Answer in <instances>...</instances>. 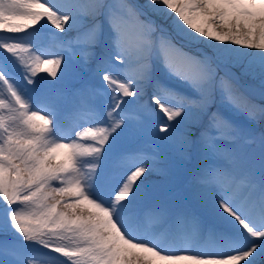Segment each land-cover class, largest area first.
Returning <instances> with one entry per match:
<instances>
[{
	"label": "snow or ice",
	"instance_id": "snow-or-ice-1",
	"mask_svg": "<svg viewBox=\"0 0 264 264\" xmlns=\"http://www.w3.org/2000/svg\"><path fill=\"white\" fill-rule=\"evenodd\" d=\"M255 124L264 0H0V264H264Z\"/></svg>",
	"mask_w": 264,
	"mask_h": 264
},
{
	"label": "rangeland",
	"instance_id": "rangeland-1",
	"mask_svg": "<svg viewBox=\"0 0 264 264\" xmlns=\"http://www.w3.org/2000/svg\"><path fill=\"white\" fill-rule=\"evenodd\" d=\"M142 4H144L145 3V0H139ZM161 21V20H160ZM164 25H166L167 27H169L170 29H171V31H172V28H171V22L170 21H161ZM173 32V31H172ZM173 34H174V32H173ZM60 35H63V34H60ZM73 35H75L74 33H73ZM174 36V35H173ZM191 44V43H190ZM192 44H194V45H197V44H195V43H192ZM200 46H202V45H200ZM233 69H236V68H233ZM238 70V69H237ZM159 71V70H158ZM238 72L240 73V71L238 70ZM240 75H241V73H240ZM245 81H247V82H250V84H252L253 86H256V87H259V85H258V82H253V81H250V80H246V78L244 79ZM171 83H172V85L174 86V87H176V88H178V89H180V90H182V91H185V92H187V93H189L190 94V90L189 89H187L184 85H182V84H180V82L179 81H171ZM66 87H67V89L69 90V91H71V90H74V88L75 87H78V83H77V81H75V80H72V79H69L67 82H66ZM258 103H259V101H257ZM240 119H243L242 117H240ZM70 123H71V121H69ZM253 127H254V129H255V132L257 133V134H259V132L261 131V128L262 127H264V125H260V124H255V125H253ZM5 239H8V240H11V236H5L4 234H2V233H0V241H3V240H5ZM41 251H45V250H41ZM34 256H35V258L37 259V260H40L41 259V257H39L38 255H36V254H33ZM5 257H3V256H0V260H3Z\"/></svg>",
	"mask_w": 264,
	"mask_h": 264
},
{
	"label": "bare ground",
	"instance_id": "bare-ground-1",
	"mask_svg": "<svg viewBox=\"0 0 264 264\" xmlns=\"http://www.w3.org/2000/svg\"><path fill=\"white\" fill-rule=\"evenodd\" d=\"M134 2H135V4H138V5H143L139 0H133ZM147 16L148 17H151L152 19H156L157 20V23H162L157 17H155L154 16V14H152L151 12H148L147 13ZM171 26V25H170ZM165 27H167V26H165ZM173 35H175V34H173ZM183 46V45H182ZM185 48V47H184ZM185 51H187L186 49H185ZM191 52H193V53H195V51H194V49H191ZM159 69H157V71H158ZM258 93H256L255 92V94H254V97H256V95H257ZM257 98V97H256Z\"/></svg>",
	"mask_w": 264,
	"mask_h": 264
}]
</instances>
